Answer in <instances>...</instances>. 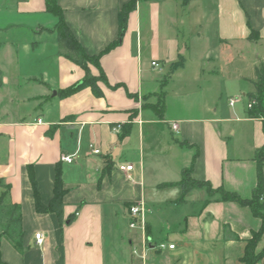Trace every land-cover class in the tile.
<instances>
[{
    "label": "crops",
    "instance_id": "1",
    "mask_svg": "<svg viewBox=\"0 0 264 264\" xmlns=\"http://www.w3.org/2000/svg\"><path fill=\"white\" fill-rule=\"evenodd\" d=\"M126 1L56 0L88 54L116 39L117 11ZM55 23L45 0H0V192L7 184L8 201L20 206L25 247L19 252L2 238V260L241 264L260 219L216 195L205 201L202 187L183 192L161 184L178 182L190 167L194 180L251 195L253 156L264 131L261 118L246 114V93L253 90L254 67L264 63V0L137 1L120 43L99 58L107 80L97 82L100 97L89 87L58 94L85 71L65 57ZM89 71L98 75L91 64ZM193 91L201 98L196 104L187 101ZM160 96L163 106H157ZM223 97L227 108L219 107ZM61 154L74 159L63 162ZM58 161L65 189L61 225L54 213L34 210L27 176L31 166L47 203ZM121 164L132 169L120 170ZM138 202L143 228L129 226L128 207ZM160 242L174 247L158 249ZM263 245L264 231L256 250Z\"/></svg>",
    "mask_w": 264,
    "mask_h": 264
},
{
    "label": "trees",
    "instance_id": "2",
    "mask_svg": "<svg viewBox=\"0 0 264 264\" xmlns=\"http://www.w3.org/2000/svg\"><path fill=\"white\" fill-rule=\"evenodd\" d=\"M137 1L139 0H128L119 7L117 11L116 39L109 43L101 52L97 54H88L85 52L82 45L76 40L70 29L65 24L63 11L56 0H45L47 11L56 18L54 29L56 30L57 40L63 48L65 57L80 66L85 71L83 78L79 82L59 90L58 94L60 96L71 95L83 87H89L93 95L96 97L103 95L101 89L97 85V82L102 81L107 84V80L103 70L100 67L99 58L102 53L108 51L120 43L127 27L128 15L130 11L135 8ZM89 64L95 66L98 69V75H93L90 73ZM181 64L182 60L172 64L170 66V71L172 72ZM250 82L252 84L253 90L246 93L247 101L249 103L251 102L250 107H246V114L249 117L261 118L264 131V63H259L254 67L253 78L250 79ZM157 106H163L161 96L159 97ZM129 129L130 125L123 127L119 133V137L122 138L127 135ZM253 158L255 160L256 166V182L251 195L246 198L239 196L235 192L226 191L221 186L214 188L207 181L194 180L190 176V167L182 170L181 179L178 182L161 184L162 186H170L174 184L178 185L183 192H186L194 187H202L205 189L206 193L205 201H208L211 197L216 195L219 200L234 201L239 205L248 207L251 213L260 219L261 223L257 230L251 231L250 237L245 241L242 255L239 258L241 264H257L261 259L264 258V245L260 250H256L257 244L260 241L264 231V144L255 150ZM27 176L32 190L34 210L37 213H54L59 224L61 225L63 222L62 198L65 193V189L63 187L60 161L55 163L52 197L47 203H43L40 199L37 189V182L31 166H27ZM3 187L4 189L0 192V242L1 239L4 238L17 251L23 252L25 249L23 246L24 231L22 229L20 206L16 203H11L8 201L9 186L6 184ZM72 219L73 215L68 216L66 222H71ZM0 264H8L2 260L1 252Z\"/></svg>",
    "mask_w": 264,
    "mask_h": 264
},
{
    "label": "built area",
    "instance_id": "3",
    "mask_svg": "<svg viewBox=\"0 0 264 264\" xmlns=\"http://www.w3.org/2000/svg\"><path fill=\"white\" fill-rule=\"evenodd\" d=\"M151 65L158 66V64L155 61H152ZM235 101H236L235 98H231L229 100V104L232 105ZM250 105H251V102L250 103L248 102L247 103V107H250ZM37 121L39 123L41 122L40 119H38ZM171 126H172L173 129H177V127H178L175 122H173ZM118 127L119 126H116L114 128V130L117 131ZM93 152L97 153L98 150L94 149ZM73 159H74V154H61V156H60V160L63 161V162H68L69 163V162H72ZM119 169L120 170H124V171H129V170L132 169V165L131 164H125V165L121 164V165H119ZM143 214H144V207H143V203L142 202L131 204L128 207V215H129V218H130L129 226L130 227L143 228L144 227ZM34 237L36 239L37 244H40L41 241H42L41 233L40 232H36L34 234ZM155 247H157L158 249H164V248H173L174 245L173 244H165L163 242H160V243H157Z\"/></svg>",
    "mask_w": 264,
    "mask_h": 264
},
{
    "label": "rangeland",
    "instance_id": "4",
    "mask_svg": "<svg viewBox=\"0 0 264 264\" xmlns=\"http://www.w3.org/2000/svg\"><path fill=\"white\" fill-rule=\"evenodd\" d=\"M159 76L162 77V74H160ZM187 96H190L187 98V101L191 104H194V103L196 104L198 101H201V98H200L199 93L197 91L189 92ZM226 103H227L226 98L223 97L221 102H219L218 104H219L220 108H222V107L227 108L228 106ZM243 103H245V102L243 101ZM174 105L177 106V102H175Z\"/></svg>",
    "mask_w": 264,
    "mask_h": 264
}]
</instances>
